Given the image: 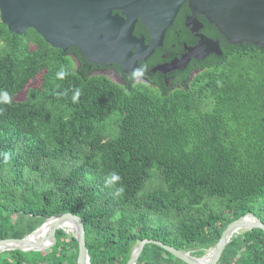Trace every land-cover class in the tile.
Returning <instances> with one entry per match:
<instances>
[{
  "label": "trees",
  "instance_id": "1",
  "mask_svg": "<svg viewBox=\"0 0 264 264\" xmlns=\"http://www.w3.org/2000/svg\"><path fill=\"white\" fill-rule=\"evenodd\" d=\"M200 20L221 55L155 89L94 75L101 67L76 47L63 52L0 23V94L11 97L0 95V240L71 213L90 264H126L143 239L202 257L232 221L251 214L264 225V47L229 45ZM179 30L188 35L177 15L165 35ZM133 35L149 40L139 22ZM112 173L120 180L107 185ZM55 238L47 252H1L0 264H76L73 234ZM136 264L185 263L145 245ZM217 264H264V233L234 235Z\"/></svg>",
  "mask_w": 264,
  "mask_h": 264
},
{
  "label": "water",
  "instance_id": "2",
  "mask_svg": "<svg viewBox=\"0 0 264 264\" xmlns=\"http://www.w3.org/2000/svg\"><path fill=\"white\" fill-rule=\"evenodd\" d=\"M184 4L190 11L185 27L199 41L194 47L185 46L180 58L157 67L160 73L183 70L192 59L201 61L210 54L221 55L217 41L197 34L202 27L198 17L213 26L229 45L264 47V0H0V23L17 36L32 29L51 48L63 52L76 47L93 66L116 65L130 73L138 61L146 60L162 46L167 29ZM137 22L147 29V45L143 36L133 35ZM246 218L251 221L247 222ZM47 222L50 226L45 240L35 239ZM63 222L73 225L76 264H90L83 223L71 213L46 218L22 239L0 240V253L47 252L55 245V232ZM253 229L264 233V225L254 215L246 214L232 221L202 257L191 256L157 240L143 239L135 244L126 264H136L145 245L157 246L185 264H217L234 235Z\"/></svg>",
  "mask_w": 264,
  "mask_h": 264
},
{
  "label": "flooded vegetation",
  "instance_id": "3",
  "mask_svg": "<svg viewBox=\"0 0 264 264\" xmlns=\"http://www.w3.org/2000/svg\"><path fill=\"white\" fill-rule=\"evenodd\" d=\"M180 10L177 15H179L183 19V26L188 32V35H186L183 30H179L173 35V39H171L170 41L165 35L162 46L156 49L153 54L146 60L138 61L135 70L130 73H125L119 66V69L116 70L113 67L104 65L105 67L102 66L100 69H94L92 71V74L94 72L101 71L106 74V78L112 77L117 84L125 85L126 82H130L132 84H145L152 89L158 88L160 86L176 87L183 81L182 78L184 77L185 73L190 70L191 72L189 77H192L195 73L198 72L197 67L199 65L205 64L208 60H210L212 56H214L213 54L208 55L201 61H196L193 59L190 60L183 70H177L171 73L162 74L156 69L157 67L166 64L173 59L180 58L181 55L185 53V46L194 47L199 41L198 37L192 36L189 30L185 27V20L190 16V11L187 5H185V9H183L181 12ZM198 21L200 22L202 27L197 34L202 35L204 38L211 39L204 33L205 25L202 20H200V17H198ZM184 34L186 35V42L181 41ZM147 44L148 42H145V45ZM193 67L195 68L193 69Z\"/></svg>",
  "mask_w": 264,
  "mask_h": 264
},
{
  "label": "clouds",
  "instance_id": "4",
  "mask_svg": "<svg viewBox=\"0 0 264 264\" xmlns=\"http://www.w3.org/2000/svg\"><path fill=\"white\" fill-rule=\"evenodd\" d=\"M66 74L67 73L65 71L61 70L60 72L57 73V76H58V78L63 79ZM0 95H2V97H3L5 102H10L11 101V97L9 96V94L7 92H3ZM79 95H80L79 90H77L75 95L72 97L74 102L78 99ZM5 159H7V155L6 154H5ZM118 180H120L119 175L116 174V173H112L110 178H108L106 180V184L107 185H112L114 182H116ZM123 190H124L123 187H120L119 189H117L116 194L119 195L120 193L123 192Z\"/></svg>",
  "mask_w": 264,
  "mask_h": 264
},
{
  "label": "bare ground",
  "instance_id": "5",
  "mask_svg": "<svg viewBox=\"0 0 264 264\" xmlns=\"http://www.w3.org/2000/svg\"><path fill=\"white\" fill-rule=\"evenodd\" d=\"M247 222H250L251 219L250 218H246L245 219ZM49 226H50V223L47 222L42 228L41 230H39L37 232V234L35 235V239H43L45 240L46 236H47V232L49 230ZM61 229H63L64 231H66L67 233H72L73 231V225L70 223V222H63L61 224ZM241 233V232H239ZM208 259V257L204 258V261H206Z\"/></svg>",
  "mask_w": 264,
  "mask_h": 264
},
{
  "label": "rangeland",
  "instance_id": "6",
  "mask_svg": "<svg viewBox=\"0 0 264 264\" xmlns=\"http://www.w3.org/2000/svg\"><path fill=\"white\" fill-rule=\"evenodd\" d=\"M94 75H102V76H106V74L104 72H94ZM111 81L115 82V80L112 77H108ZM41 83V77L40 75L36 76L28 85V88L30 89H34V88H38L39 85ZM25 98V91L21 92L20 94H18L16 96V100L17 101H22ZM70 234V233H69ZM207 254V253H206Z\"/></svg>",
  "mask_w": 264,
  "mask_h": 264
}]
</instances>
